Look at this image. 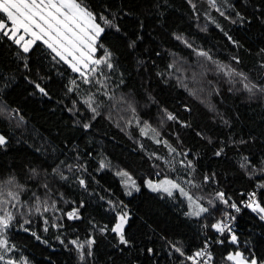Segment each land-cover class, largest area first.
<instances>
[{"label": "trees", "instance_id": "16d2710c", "mask_svg": "<svg viewBox=\"0 0 264 264\" xmlns=\"http://www.w3.org/2000/svg\"><path fill=\"white\" fill-rule=\"evenodd\" d=\"M77 1L104 28L95 54L109 53L112 67L102 62L82 75L42 42L25 53L0 31V216L13 218L1 229L13 245L9 257L233 264L229 254L241 252L263 264L264 213L252 208L209 259L196 253L215 239L212 225L237 213L231 205L242 204L241 192L264 184V0H216L223 14L205 0ZM139 118L188 157L190 191L207 212L192 216L178 192L146 187L156 170L176 173L157 156L169 146L143 136ZM119 169L137 192L125 194ZM109 200L129 216L127 244L112 231L118 216ZM256 202L264 207V188Z\"/></svg>", "mask_w": 264, "mask_h": 264}, {"label": "snow or ice", "instance_id": "6c2138e0", "mask_svg": "<svg viewBox=\"0 0 264 264\" xmlns=\"http://www.w3.org/2000/svg\"><path fill=\"white\" fill-rule=\"evenodd\" d=\"M211 2L215 4V0H211ZM0 13L6 14L7 21L11 24V27H9L3 19H0V31L8 39L20 45L25 53L29 52V49L37 41H43L47 48L69 64L74 72H80L81 65L84 67H88L89 63L99 65L109 55L106 52L105 57L93 59V54L97 50V39L104 31V28L96 22V17L93 13L87 7L82 6V2H77V0H0ZM99 19L103 20L105 24L111 25V21L104 16H100ZM5 29L7 30L5 31ZM28 36L31 39H26ZM200 55L206 56L207 53L202 52ZM108 67H112V65L109 64ZM40 91L44 92V89L41 88ZM168 119L171 120L174 117L169 114ZM85 127H88V125H85ZM5 143V138L0 136V146ZM217 155H220V153L217 152ZM122 175H127V173H122ZM80 183L83 185L84 181L81 180ZM165 184H171V182H161L160 185H152L149 182V187L153 191L163 190L171 195V191L164 186ZM171 186L173 188L179 187L176 184H171ZM180 191L183 192V189H180ZM218 195L221 200L224 199L223 193ZM252 195L253 197L255 196L254 193ZM231 207L235 208L237 212L240 211L235 204H232ZM247 207L252 208L253 211L258 210L264 213V207H261L254 199ZM207 211L208 209L206 208H200L195 215ZM68 217L70 219L76 218V210L74 209L73 212L68 213ZM12 219L10 214L0 216V229L7 228ZM261 219H264V215L261 216ZM126 221L127 213L120 215L118 222L112 228V231L119 236L122 244L128 243L124 236ZM212 227L220 233L225 232L226 229L230 231L228 225L221 222L212 225ZM231 240L236 242V236L232 235ZM72 243L75 244L76 242L73 241ZM6 244L7 241L0 240V247H4ZM89 245H91V241H89ZM176 251L179 252L180 249L177 248ZM196 255L202 256L205 255V252L201 251L196 253ZM0 259H3V257L0 256ZM228 259L236 261V264H245L240 252H236L235 255L229 254ZM9 264H12V262H9ZM251 264H257V261L252 259Z\"/></svg>", "mask_w": 264, "mask_h": 264}, {"label": "rangeland", "instance_id": "374dc122", "mask_svg": "<svg viewBox=\"0 0 264 264\" xmlns=\"http://www.w3.org/2000/svg\"><path fill=\"white\" fill-rule=\"evenodd\" d=\"M205 1H206L205 4L208 7H210V8H215L217 13H220V14L224 13V10H222L219 7V4H218V2L216 0H215V4H213L211 2V0H205ZM82 6H84V5H82ZM5 16H6V14H5ZM4 21H5V23H7L9 25V27H11V24H9L10 22H8L6 19ZM21 34H23V33H21ZM26 39H31V37L28 36V37H26ZM98 39H97V42H98ZM40 42L43 43V41H40ZM96 48H97V45H96ZM95 53L93 54V59H100L99 57L96 56ZM111 62L103 61L102 64L105 65L108 68V65L111 64ZM96 65L97 64H92V63H89L88 67H84L83 65H81L80 66V72H78V73L86 74V72L88 70H90L92 67H94ZM103 76L104 75H99V81L95 79L96 82H99V83L103 82V79H102ZM122 116L124 117L125 115H122ZM139 121H141L140 118L137 120L136 123L138 124L139 130H140V132H141V134L143 136H146V137L152 139L155 142H162V143H165L166 145H168L166 143V141L161 138V136H160V134L158 132H156L149 125L141 124V122H139ZM136 123H134V124H136ZM167 154H168L167 156L166 155H162V154H159L157 156L160 158V160H161V162L163 164V167L165 169H167L168 172H170L171 170H175L176 174L173 176V178L172 177H168V176L161 177L158 173H157V175H155V173L157 171L156 170L155 173H154L155 176L153 175V178L146 179V181H145L146 187L149 188L150 190H152V188L149 187V182H151L152 185H160L161 182L170 181L171 184H176L179 187L173 188L171 186V184H165L164 186L168 187L172 194L176 193V192H178L180 194L181 198L186 201V204H187L188 210H189V214L192 215V216L202 215L204 212H201L199 215H195V213L199 212L200 208H205V207L200 204V202L197 200V198L190 191V185L191 184H190V179H189L190 178L189 177V172H190L189 169H190L192 163L189 162V159H188V157L185 156L184 152H178L174 148H172L171 146H169V148L167 149ZM188 163L190 164V166L188 165ZM122 173H127V175H122ZM116 174L118 175V177L120 179V182H121V185H122V187L124 189V192H125V194L127 196H130L133 193L138 191V189H139L138 182L128 172H126L125 170L119 169V170L116 171ZM206 179L207 178H205V180ZM80 185H81V183H80ZM81 186L83 187L84 184L81 185ZM180 189H183V192H181ZM157 191H159L161 193L168 194L167 192H164L163 190H157ZM129 193H131V194H129ZM109 205L112 207L111 209L115 210V214L118 217H119V215L124 214L126 212V211H124V209H120V210L116 209L115 208L116 205H115L114 202H112V200H109ZM74 209L77 212V209L73 208V209H71L70 211L67 212V215H68V213L73 212ZM262 215H264V214H262ZM0 240L7 241L6 238L1 234V229H0ZM12 248H13V245H11L8 241H7V244L4 247H0V256H2L3 260L6 261L5 263L9 264V262H12V264H29V263L24 262V261H19V260H15L13 258H10L9 256L12 255ZM235 253L236 252H232L231 254L235 255ZM242 258H243L245 264H251V260H252L251 258H249V257H247V256H245L243 254H242ZM231 261H232L233 264H236V261H234V260H231Z\"/></svg>", "mask_w": 264, "mask_h": 264}, {"label": "built area", "instance_id": "2783aa9c", "mask_svg": "<svg viewBox=\"0 0 264 264\" xmlns=\"http://www.w3.org/2000/svg\"><path fill=\"white\" fill-rule=\"evenodd\" d=\"M262 188H264V184L261 185V186L256 187L254 190H250V191H248V192H243V191L241 192L242 197L244 198V201L242 202V204H241L240 206H238V208L240 209V211L237 212V213H235V214H232L231 216L227 217L225 220L220 221V222L223 223V224H227V225H228V228L230 229V231L226 229L225 232H232V233H233L235 230H237V228H238L237 225H236L237 217H238V216H239V215H240L245 209L249 208V207H247V205H248L249 203H252L253 199H254L255 202H256V195H257V193H258ZM253 193L255 194L254 197H253V195H252ZM256 203H257V202H256ZM215 231H216V233H217L215 239H213V240H211V241L209 242L207 248H205V249L203 250V252H205V255L199 256L198 261H204V262H205L206 259H209V258L211 257V247L213 246L214 243H216V242H220L222 236L225 234V232L220 233V232H218L216 229H215Z\"/></svg>", "mask_w": 264, "mask_h": 264}, {"label": "water", "instance_id": "95a60500", "mask_svg": "<svg viewBox=\"0 0 264 264\" xmlns=\"http://www.w3.org/2000/svg\"><path fill=\"white\" fill-rule=\"evenodd\" d=\"M121 215H122V214H121ZM119 216H120V215H119ZM128 217H129V216H128V214H127V221H128ZM118 219H119V217H118ZM127 221H126V223H125V225H124V229H125V227H126ZM117 222H118V220H117ZM117 222H116V223H117ZM116 223L113 225V227L116 225ZM113 227H112V228H113Z\"/></svg>", "mask_w": 264, "mask_h": 264}, {"label": "crops", "instance_id": "0c3cea01", "mask_svg": "<svg viewBox=\"0 0 264 264\" xmlns=\"http://www.w3.org/2000/svg\"><path fill=\"white\" fill-rule=\"evenodd\" d=\"M4 16H5V14H4ZM5 18H6V20H7V17L5 16ZM9 22V21H8ZM7 24V23H6ZM10 24V23H9ZM9 26V25H8ZM7 29H5V31H6Z\"/></svg>", "mask_w": 264, "mask_h": 264}, {"label": "bare ground", "instance_id": "6f19581e", "mask_svg": "<svg viewBox=\"0 0 264 264\" xmlns=\"http://www.w3.org/2000/svg\"><path fill=\"white\" fill-rule=\"evenodd\" d=\"M244 201V200H243Z\"/></svg>", "mask_w": 264, "mask_h": 264}]
</instances>
